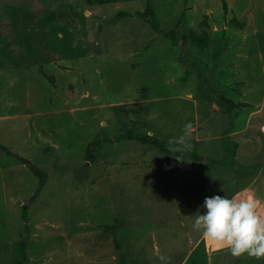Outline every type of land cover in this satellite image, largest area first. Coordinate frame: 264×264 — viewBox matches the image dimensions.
Wrapping results in <instances>:
<instances>
[{"label": "rangeland", "instance_id": "rangeland-1", "mask_svg": "<svg viewBox=\"0 0 264 264\" xmlns=\"http://www.w3.org/2000/svg\"><path fill=\"white\" fill-rule=\"evenodd\" d=\"M93 1L0 0V264H264L192 227L216 195L264 217V0Z\"/></svg>", "mask_w": 264, "mask_h": 264}, {"label": "clouds", "instance_id": "clouds-1", "mask_svg": "<svg viewBox=\"0 0 264 264\" xmlns=\"http://www.w3.org/2000/svg\"><path fill=\"white\" fill-rule=\"evenodd\" d=\"M191 129V123L185 124L183 135L169 141L178 145L175 151L192 150ZM176 159L185 160L180 156ZM203 207L205 214L197 212L192 227L201 232L205 241L219 249H228L233 258L245 255L257 260L264 258V217L259 213L260 200L254 196L237 200L216 195L206 197Z\"/></svg>", "mask_w": 264, "mask_h": 264}, {"label": "trees", "instance_id": "trees-1", "mask_svg": "<svg viewBox=\"0 0 264 264\" xmlns=\"http://www.w3.org/2000/svg\"><path fill=\"white\" fill-rule=\"evenodd\" d=\"M117 0H94L93 3H96V4H105V3H111V2H115ZM222 8L224 11H227V3L225 0H223V3H222ZM136 16H139V17H142V18H147L149 24L151 25V27L156 30V31H159L160 30V27H159V23L157 22L156 18H155V12H154V9L151 5V3L148 1L145 9L142 11V12H135L134 13ZM231 23L233 24H240L238 23L237 19L235 18H231L230 19ZM241 27H243L244 25H241ZM166 35H170L172 34V32H166L165 33ZM189 35L191 36L192 40L195 41V42H198L199 46L201 47H205L206 44H207V38H208V35L207 33H203L202 36H198L195 34V31H190L189 32ZM185 42V41H184ZM221 101L222 103L225 104V106L228 107V110L229 109H233V108H237L239 106H242L244 103L243 102H233V101H230L224 97L221 98ZM131 137L133 138H141L139 135H133V134H130ZM237 147H238V143L237 142H234V143H229L227 141H223V157L220 159V160H211V162H209L210 164L212 165H217V166H226L232 170H237V165L233 164L234 163V159L233 161L231 160L232 157H235L236 155V150H237ZM177 155V153H174ZM86 159L88 160L90 158V149L87 150V153L85 155ZM37 173H39L38 170H35ZM117 251L119 252V259L121 261L120 264H128L127 261H126V258H125V255L122 251V247L119 243V241L117 240L116 241V245H115ZM264 263V262H263Z\"/></svg>", "mask_w": 264, "mask_h": 264}]
</instances>
